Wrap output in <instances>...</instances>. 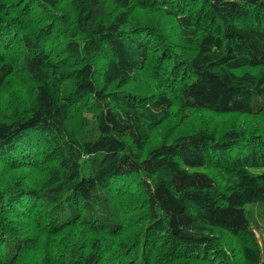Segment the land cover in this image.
Here are the masks:
<instances>
[{"label":"trees","instance_id":"1","mask_svg":"<svg viewBox=\"0 0 264 264\" xmlns=\"http://www.w3.org/2000/svg\"><path fill=\"white\" fill-rule=\"evenodd\" d=\"M263 235L264 0H0V264H264Z\"/></svg>","mask_w":264,"mask_h":264},{"label":"rangeland","instance_id":"2","mask_svg":"<svg viewBox=\"0 0 264 264\" xmlns=\"http://www.w3.org/2000/svg\"><path fill=\"white\" fill-rule=\"evenodd\" d=\"M22 80L23 79L20 77H17V79H13V80L9 79V83L5 85L4 89L1 91V94L5 97V99L8 98V100H4L3 102H7L8 104L7 106L9 107V109H11V106L13 105L12 103H14L13 99L15 101H19L20 106L26 107L29 104L28 102L31 99L32 88L31 86L21 85ZM6 110L8 109L6 108L4 111ZM159 134H160L159 131H157L155 136L157 139H159ZM1 171L5 172V174L3 175V178H5L7 175V170H1ZM263 240H264V235H263ZM102 247H103V251L101 252V256L105 254L104 248H109L108 246H102Z\"/></svg>","mask_w":264,"mask_h":264}]
</instances>
